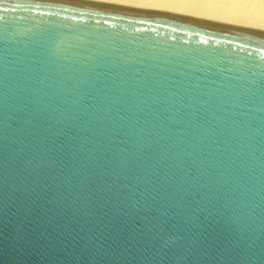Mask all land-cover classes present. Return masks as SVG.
<instances>
[{
	"label": "water",
	"instance_id": "obj_1",
	"mask_svg": "<svg viewBox=\"0 0 264 264\" xmlns=\"http://www.w3.org/2000/svg\"><path fill=\"white\" fill-rule=\"evenodd\" d=\"M0 264H264V28L0 0Z\"/></svg>",
	"mask_w": 264,
	"mask_h": 264
},
{
	"label": "bare ground",
	"instance_id": "obj_2",
	"mask_svg": "<svg viewBox=\"0 0 264 264\" xmlns=\"http://www.w3.org/2000/svg\"><path fill=\"white\" fill-rule=\"evenodd\" d=\"M169 13L264 28V0H124Z\"/></svg>",
	"mask_w": 264,
	"mask_h": 264
}]
</instances>
